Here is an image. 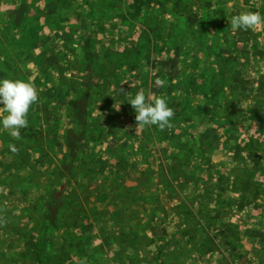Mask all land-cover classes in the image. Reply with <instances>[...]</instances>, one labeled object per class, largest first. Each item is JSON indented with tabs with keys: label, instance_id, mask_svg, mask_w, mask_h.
<instances>
[{
	"label": "rangeland",
	"instance_id": "rangeland-1",
	"mask_svg": "<svg viewBox=\"0 0 264 264\" xmlns=\"http://www.w3.org/2000/svg\"><path fill=\"white\" fill-rule=\"evenodd\" d=\"M243 11L264 15V0H0V80L31 79L29 126L58 133L47 153H14L0 125V264H264V27L233 31ZM140 90L186 105L170 141L137 127ZM232 187L249 207L229 204ZM182 206L220 248L174 241Z\"/></svg>",
	"mask_w": 264,
	"mask_h": 264
},
{
	"label": "clouds",
	"instance_id": "clouds-1",
	"mask_svg": "<svg viewBox=\"0 0 264 264\" xmlns=\"http://www.w3.org/2000/svg\"><path fill=\"white\" fill-rule=\"evenodd\" d=\"M231 29L257 31L264 27V15L259 11H243L231 16ZM136 112L137 127L155 125L159 130L171 129L175 111L169 107L165 97L154 100L146 96L143 90L136 93L130 101ZM39 103V91L34 82L23 79L0 80V125L13 140L21 139V129L29 126L28 116L34 104ZM12 152L18 153L15 144H10ZM7 223L6 217L0 214V227Z\"/></svg>",
	"mask_w": 264,
	"mask_h": 264
},
{
	"label": "trees",
	"instance_id": "trees-1",
	"mask_svg": "<svg viewBox=\"0 0 264 264\" xmlns=\"http://www.w3.org/2000/svg\"><path fill=\"white\" fill-rule=\"evenodd\" d=\"M240 82V79L239 81ZM241 83V82H240ZM170 101L173 102V104L169 105V107L173 108L174 111H175V116H174V120L177 121V124H174L173 125V128H171L170 130L169 129H166V131L168 132L169 130V134H171L170 137H166V140L170 141V139H172L171 137L174 135V131L176 130V128L183 124L182 123V118H184V114L183 113V110H185V107L186 105L184 104H181V102L179 103H175L176 101V98H168V103L170 104ZM201 109L203 108L204 110V105H200ZM176 113H179V114H176ZM186 120H191L189 118V116H186ZM175 121V123H176ZM177 125V126H176ZM34 127H26L24 129H21V139L20 140H13V139H10L12 140V142H10V144H15L18 149L20 147L22 148H27V149H30V148H33V147H36L38 146L40 151H42V153H47L48 152V149H53L54 146L57 145V142H58V133H53V138H50V137H44L43 136V132L39 133L37 132L36 130L33 129ZM71 128H69L68 130V134H67V140L69 142V149H70V154H71V157L72 155L75 157V161H76V165L73 166L75 168H77V165L79 164L80 162V156L79 154L76 155L75 152H76V147H77V142L76 140L73 138L74 136L73 135H76V130L72 131L73 132V135H71L70 133V130ZM75 129V128H73ZM14 141V142H13ZM69 153H67L66 155V158H64L63 160V163L66 162L65 159L68 158V156L70 155ZM42 157H45L44 155ZM73 157V158H74ZM36 161H38V163H42L44 162V158L42 159H39V158H36ZM124 161L126 163H124ZM129 162V157L126 156L125 157H121L119 159V162L118 164L116 165V168L118 170V172L122 171V169H125V168H128V165L127 163ZM89 162H87L88 164ZM65 165V170H67V172H69V174H73L74 173V170L71 172V169L69 168V166L67 165L66 166V163L64 164ZM82 165V163H80L79 165V168L80 166ZM130 167H131V162H130ZM78 168V169H79ZM92 172H96L95 168L91 170ZM170 172V171H169ZM167 178V177H166ZM167 182H170L169 180ZM232 189L238 193V198L236 200H232L230 198H227L226 200H228L229 204L234 206L236 205L239 209V210H243V209H246L247 207H249V205L251 203H249V197H248V190L246 188H242V189H239L236 190V188L232 187ZM56 192V191H54ZM111 193V192H110ZM225 201V200H224ZM209 209V207H208ZM201 211H205V208L203 207V210L201 209ZM210 211L211 209H209V214H210ZM204 213V212H203ZM177 216H178V220L176 223V226H175V231L173 232L172 234V238L174 239V241L178 242L177 244H180L181 246H185L186 244H190L191 248L194 249V247H196V252L199 250L198 246H201L202 247V250H204V252L202 253V255L204 253H209V252H214L216 251V249L220 248L219 246H217L216 242L213 241V239H208L207 241L206 240H197L196 239V233H197V230H199V228H197V220L196 218H194L195 216V213H193V211L191 210L190 207H178V210H177ZM211 215V214H210ZM151 217L153 218V216L151 215ZM219 217V215L216 213L214 215L213 213V221L210 220L208 217L205 219L206 221V224H208V226H211L212 223L213 225H215V230L218 229V227L220 228L219 229V233H223L225 234L224 237H222V241L224 243H236L239 241V238H240V233L237 229V226L232 224V223H228L227 220L224 218V220L222 219L223 217L220 218V224L217 222L218 220H216V218ZM200 222L202 220H199ZM70 223V222H68ZM167 224V223H165ZM145 228V227H144ZM164 231L166 230V228H162ZM135 230V233H144V230L143 229H139L138 226ZM168 231V230H167ZM218 232V231H217ZM216 236H219L217 233H215ZM185 237L187 239H185ZM230 238L228 240H226L227 238ZM145 236H142V237H138V238H135L137 239V241H133L131 243V245H137V243H139L141 241V239H144ZM233 239L234 242H233ZM35 254L37 255V257H39V252H40V247L38 245L35 246ZM256 256H257V259L260 258L261 254L260 253H256Z\"/></svg>",
	"mask_w": 264,
	"mask_h": 264
}]
</instances>
